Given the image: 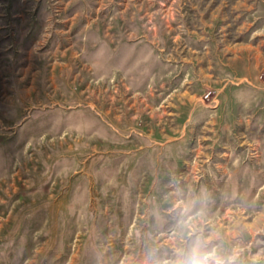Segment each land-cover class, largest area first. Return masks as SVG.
I'll return each mask as SVG.
<instances>
[{
	"label": "rangeland",
	"instance_id": "obj_1",
	"mask_svg": "<svg viewBox=\"0 0 264 264\" xmlns=\"http://www.w3.org/2000/svg\"><path fill=\"white\" fill-rule=\"evenodd\" d=\"M0 264H264V0H0Z\"/></svg>",
	"mask_w": 264,
	"mask_h": 264
}]
</instances>
